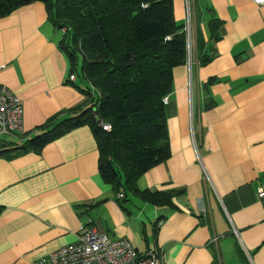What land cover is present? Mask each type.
Instances as JSON below:
<instances>
[{
  "label": "crops",
  "instance_id": "0c3cea01",
  "mask_svg": "<svg viewBox=\"0 0 264 264\" xmlns=\"http://www.w3.org/2000/svg\"><path fill=\"white\" fill-rule=\"evenodd\" d=\"M173 13L189 36L165 102L170 154L136 182L170 203L116 191L92 127H74L38 151L0 155V264H46L83 226L162 264H264V4L173 0ZM61 32L40 1L0 18V84L22 101V132L0 135L2 149L87 102Z\"/></svg>",
  "mask_w": 264,
  "mask_h": 264
},
{
  "label": "trees",
  "instance_id": "16d2710c",
  "mask_svg": "<svg viewBox=\"0 0 264 264\" xmlns=\"http://www.w3.org/2000/svg\"><path fill=\"white\" fill-rule=\"evenodd\" d=\"M34 1L44 4L55 30L66 28L59 46L71 73L85 80L87 102L70 116L47 122L45 130L18 146L0 147V155L38 151L62 133L88 124L105 182L154 204L170 203L172 193L140 191L136 182L170 154L164 99L172 89L173 69L187 58L186 35L174 19L173 0H0V18ZM211 31L216 34L214 26ZM100 123L109 124V130Z\"/></svg>",
  "mask_w": 264,
  "mask_h": 264
},
{
  "label": "built area",
  "instance_id": "2783aa9c",
  "mask_svg": "<svg viewBox=\"0 0 264 264\" xmlns=\"http://www.w3.org/2000/svg\"><path fill=\"white\" fill-rule=\"evenodd\" d=\"M264 4V0H253ZM62 28L61 31H65ZM2 66H0L1 68ZM69 80L75 79L70 73ZM166 102V98L164 99ZM103 130L110 125L100 123ZM22 132V101L12 91L0 84V135H15ZM256 195L264 199V186L256 190ZM122 197V193L118 194ZM215 240V238L213 239ZM46 264H162L159 253L154 250L139 252L126 238L112 239L85 226L79 229L74 243L62 247L41 259Z\"/></svg>",
  "mask_w": 264,
  "mask_h": 264
},
{
  "label": "rangeland",
  "instance_id": "374dc122",
  "mask_svg": "<svg viewBox=\"0 0 264 264\" xmlns=\"http://www.w3.org/2000/svg\"><path fill=\"white\" fill-rule=\"evenodd\" d=\"M187 21V20H186ZM184 32H185V35H186V43H187V38H188V36H189V26H188V24H186L185 26H184ZM187 45V44H186ZM79 82H83L82 80H79ZM4 136H5V134H3ZM7 136V135H6Z\"/></svg>",
  "mask_w": 264,
  "mask_h": 264
}]
</instances>
